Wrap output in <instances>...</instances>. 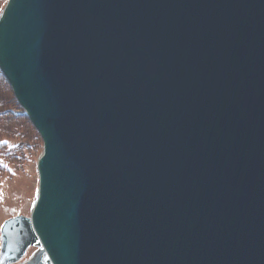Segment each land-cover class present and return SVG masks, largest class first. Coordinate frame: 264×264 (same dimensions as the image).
Instances as JSON below:
<instances>
[{"label": "water", "instance_id": "obj_1", "mask_svg": "<svg viewBox=\"0 0 264 264\" xmlns=\"http://www.w3.org/2000/svg\"><path fill=\"white\" fill-rule=\"evenodd\" d=\"M0 71L43 143L0 264H264V0H7Z\"/></svg>", "mask_w": 264, "mask_h": 264}, {"label": "rangeland", "instance_id": "obj_2", "mask_svg": "<svg viewBox=\"0 0 264 264\" xmlns=\"http://www.w3.org/2000/svg\"><path fill=\"white\" fill-rule=\"evenodd\" d=\"M4 3L0 0V12ZM23 111L0 76V227L8 217L28 216L37 195V161L43 143L27 115L17 114ZM34 249L29 246L12 264H21Z\"/></svg>", "mask_w": 264, "mask_h": 264}, {"label": "trees", "instance_id": "obj_3", "mask_svg": "<svg viewBox=\"0 0 264 264\" xmlns=\"http://www.w3.org/2000/svg\"><path fill=\"white\" fill-rule=\"evenodd\" d=\"M6 1H7V0H5V3H6ZM5 3H4V5H5ZM4 5H3V6H4ZM0 76L2 77L3 80H5V82H7L6 79L4 78V76L2 75L1 71H0ZM8 85H9V84H8ZM9 87H10V86H9ZM17 114H18V115L20 114V115H24V116H26V114H24L23 112H22V113H17Z\"/></svg>", "mask_w": 264, "mask_h": 264}, {"label": "flooded vegetation", "instance_id": "obj_4", "mask_svg": "<svg viewBox=\"0 0 264 264\" xmlns=\"http://www.w3.org/2000/svg\"><path fill=\"white\" fill-rule=\"evenodd\" d=\"M33 251H34V250H33ZM33 251H31L30 254H31ZM25 260H27V258H26ZM25 260H24V261H25ZM24 261H23V262H24ZM23 262H22V263H23ZM22 263H21V264H22Z\"/></svg>", "mask_w": 264, "mask_h": 264}, {"label": "bare ground", "instance_id": "obj_5", "mask_svg": "<svg viewBox=\"0 0 264 264\" xmlns=\"http://www.w3.org/2000/svg\"><path fill=\"white\" fill-rule=\"evenodd\" d=\"M39 158V157H38ZM38 162V161H37Z\"/></svg>", "mask_w": 264, "mask_h": 264}]
</instances>
